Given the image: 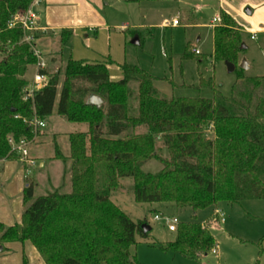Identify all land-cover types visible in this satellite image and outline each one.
Masks as SVG:
<instances>
[{
	"label": "trees",
	"instance_id": "16d2710c",
	"mask_svg": "<svg viewBox=\"0 0 264 264\" xmlns=\"http://www.w3.org/2000/svg\"><path fill=\"white\" fill-rule=\"evenodd\" d=\"M31 2L0 0V157L15 159L10 136L33 139L25 119L32 118L34 109L47 120L57 107L59 116L87 123L88 130L69 135L68 157L56 151L71 163V189L57 188L35 198L34 186H26L24 202L35 200L24 210L21 231L0 222L1 243L30 240L46 264H144L132 247L137 234L146 237L149 232L111 200L120 179L133 178L138 203H171L194 211L224 201L264 199V76L248 77L238 68L248 47L234 18L222 11L223 21L214 28V61L233 64L237 71L229 95L213 78L201 76L197 88H210L213 97H166L142 67L125 62L123 78L115 81L105 64L70 57L60 91V73L47 68V86L25 101V76L37 57L22 39V26L11 28L9 23ZM70 37L71 32L63 33L62 44ZM194 54L187 51L184 58ZM95 94L103 103H90ZM208 127L213 136H208ZM159 138L167 156L160 153ZM152 159L162 163L160 171L143 170ZM210 226L180 222L176 239L160 248L208 255L217 245Z\"/></svg>",
	"mask_w": 264,
	"mask_h": 264
},
{
	"label": "rangeland",
	"instance_id": "374dc122",
	"mask_svg": "<svg viewBox=\"0 0 264 264\" xmlns=\"http://www.w3.org/2000/svg\"><path fill=\"white\" fill-rule=\"evenodd\" d=\"M105 3L109 5L104 12L107 17L110 18L113 15L121 23L129 22L134 27L132 30L138 28L136 31L141 32L143 36V40L138 45L134 43L136 39L133 40L132 36L127 34L126 52L122 56L124 59L120 64L123 65L127 62L142 67L150 73L155 78V86L159 89L160 95L166 97H173V95L213 97L214 92L210 88H197L200 84L198 80L200 73L203 77L213 78L225 95L231 93L233 84L237 80L236 69L232 72L225 62H215L213 58L214 33L209 24L215 13L211 5L216 1L145 0L131 4L127 0H105ZM114 7H117L119 12L113 13ZM174 20L181 21V24L173 26ZM117 32L120 33L119 30ZM149 32L152 34L150 35ZM244 37L249 48L241 55L242 59L238 62V68L243 69L248 77L264 76L263 36L251 39L250 35L245 34ZM194 47L200 49L202 56L194 54L184 58L187 51L193 52ZM72 48L71 40L64 49L66 56L60 51H56L48 66L51 74L60 73L59 91L62 88L65 67ZM1 57L2 55H0ZM200 59L203 61L199 62ZM243 59L250 65L247 69L242 67ZM29 70L28 75L31 77L35 70L33 66ZM113 75H116L115 71H113ZM132 89L137 93L136 84H132ZM87 129V123L70 122L65 117L58 116L56 112L50 118L48 126L43 129V134L40 132V140L46 144L47 153L59 148L65 155L70 150L69 135ZM143 130L140 128L138 132H143ZM206 131L209 137L213 136L211 127H208ZM54 141L59 143L56 149ZM157 145L160 147L161 155L167 156V148L162 144L160 138ZM162 167L161 162L152 159L144 162L143 170L158 172ZM12 183L13 177L0 178V197L4 200L8 198L10 203L14 199L9 196L8 191ZM133 183L132 177L120 179L118 187L112 192L111 200L131 216L136 223L144 224L148 221L152 226V230L146 237L137 234V243L132 247V252L138 256L142 263L264 264V199L242 200L239 203L220 202V208L226 218V222L222 223L213 221L214 206L206 210L194 211L191 208L176 207L171 203H138L134 197ZM51 189L40 187L36 190L35 198L37 195L51 191ZM70 189L71 186L70 188L64 186L61 191L66 192ZM1 198L0 203L4 205V200ZM156 214L161 218L155 219ZM166 217H176L179 222L197 220L207 226L210 224L220 253L210 251L208 255L192 257L179 252L162 250L160 248L162 243L176 239V232L169 230Z\"/></svg>",
	"mask_w": 264,
	"mask_h": 264
},
{
	"label": "crops",
	"instance_id": "0c3cea01",
	"mask_svg": "<svg viewBox=\"0 0 264 264\" xmlns=\"http://www.w3.org/2000/svg\"><path fill=\"white\" fill-rule=\"evenodd\" d=\"M144 1L127 0L131 4ZM212 1H216L215 4L211 5L215 13L209 24L213 29V33L214 28L222 23L216 24L215 18L224 11L236 20L244 36L248 34L251 39H256L262 35L264 38V0ZM108 6L105 0H43L40 4L33 6L38 23V28L35 31L36 43L48 62V66L51 63L52 56H54L53 53L60 51L61 54H64L66 45L62 44L61 36L63 33L64 35H69L71 32V39L68 41V43L71 40L73 42V48L70 52L71 58L76 61L83 60L90 64H105L109 68L112 80L122 79L123 71L120 63L123 61L124 58L122 56L126 52L127 34H130L133 40L136 39L134 43L138 45L143 40V36L141 32L136 31L138 28L132 30L134 27L129 22L124 21L121 23L113 15L110 18L109 16L107 17L104 12ZM113 10V13L119 12L117 7H114ZM180 24L181 21L178 25L173 26H179ZM149 34L151 35L152 33L149 32ZM263 43L264 41H262ZM246 47H248L247 44ZM196 55L202 56V52ZM64 56L66 55L64 54ZM31 66H33L35 71L29 77L28 72ZM31 66L25 76L28 82L33 79L36 73L35 64ZM248 66H250L249 63ZM113 71H115L116 75H113ZM201 76L203 77L200 73L199 81ZM54 114L56 112L50 118ZM50 118L46 120L47 126ZM43 131L41 130L40 132L43 134ZM41 133L30 146L31 155L37 160L38 164L34 167L30 177L25 178V165L20 160L8 159L3 161L2 166L0 165V178L13 177V183L8 188L9 196L14 198L13 202L10 203L8 198L4 200L0 197L4 200V205L0 203V222L4 228L17 226L21 231L23 213L27 207L26 205L30 203L24 202L23 194L26 186H34V196L36 190L40 187L52 188V191L64 186L68 188L71 186L70 175L68 176L70 161L64 162L56 156V151L59 149L57 148L59 143L56 141H54V148H57L56 151L47 153L46 144H43V141L41 142L40 140ZM70 153L71 148L67 154L62 155L68 157ZM220 206L219 203L214 206L213 212L217 208L221 209ZM3 232H0V237ZM25 261L26 264H46L38 249L30 240L0 242V264H25Z\"/></svg>",
	"mask_w": 264,
	"mask_h": 264
},
{
	"label": "built area",
	"instance_id": "2783aa9c",
	"mask_svg": "<svg viewBox=\"0 0 264 264\" xmlns=\"http://www.w3.org/2000/svg\"><path fill=\"white\" fill-rule=\"evenodd\" d=\"M43 0H32L29 5V9L22 13L14 16L12 21L9 23L11 28H14L16 25H21L23 28V41L32 47L33 54L37 57L36 73L34 74L33 79L28 82L27 87L24 90L23 99L25 101L30 100L34 97V94L47 86L51 74L49 72H45L48 68V62L46 61L44 55L37 47V39L35 36V31L38 28L37 23V15L33 8V6L38 5ZM222 17L218 14L215 18L216 24L222 22ZM179 20H174L172 25H178ZM193 51L196 54H201L200 49L194 47ZM25 121L29 124L30 127L33 128L35 136L33 139H29L25 136L16 140L13 136L9 137V143L11 145L12 153L15 155L16 160H20L25 165V178L31 176L34 171V167L37 166V160L32 157L30 146L35 140V138L39 135V132L47 127V122L45 119L39 117L34 109V113L31 119H25ZM8 156L0 157V165L3 161L8 160ZM160 215L156 214L155 219H160ZM166 221L169 225L170 231H177L178 224L180 223L178 218L176 217H166ZM213 221L215 222H225V216L223 214L222 209L217 208L214 212ZM218 246L216 245L212 252L218 253Z\"/></svg>",
	"mask_w": 264,
	"mask_h": 264
},
{
	"label": "water",
	"instance_id": "95a60500",
	"mask_svg": "<svg viewBox=\"0 0 264 264\" xmlns=\"http://www.w3.org/2000/svg\"><path fill=\"white\" fill-rule=\"evenodd\" d=\"M227 64L229 66L230 71L233 72L235 70V66L233 64H229V63H227ZM242 67L244 69H247L249 67L248 63L246 62L245 59H243V61H242ZM89 100H90V103H94V104L95 103H98V104L103 103V99L100 96L96 95V94L95 95H91L89 97ZM142 229H143V232L146 234L147 232L152 230V226L149 223H144L142 225Z\"/></svg>",
	"mask_w": 264,
	"mask_h": 264
}]
</instances>
